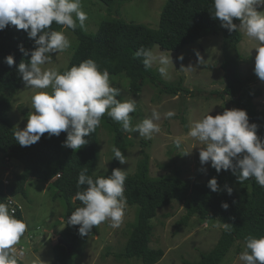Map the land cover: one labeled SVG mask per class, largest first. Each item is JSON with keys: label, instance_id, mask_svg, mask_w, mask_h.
<instances>
[{"label": "trees", "instance_id": "obj_1", "mask_svg": "<svg viewBox=\"0 0 264 264\" xmlns=\"http://www.w3.org/2000/svg\"><path fill=\"white\" fill-rule=\"evenodd\" d=\"M100 1L116 5L117 12L119 11L121 3H116L117 0ZM212 12L213 0H167L157 29L127 22L121 18L104 20L96 33L89 34L78 27L75 31L72 30L78 37V45L67 68L61 73L91 58L101 70L107 69L110 75L126 76L130 80L129 89L133 93L141 92L146 79L150 78L162 92L178 95L186 89L183 87V77L177 84H168L155 74L152 68L146 70L142 59L134 58V53L141 46L152 49L155 45H160L164 50L179 51L204 37L222 33L225 56L222 66L237 71L238 46L242 41V34L240 30L230 33L222 28L221 22L213 18ZM233 22L237 24L240 21L234 19ZM62 28L63 26L54 23L51 30L61 31ZM21 44L29 52L35 47L34 41L28 38L24 30H17L12 25L0 30V152L23 165L22 171L15 172L14 179L9 184L0 180V201L17 202L15 197L18 195L27 196V185L33 180L50 183V186L58 190L56 197L65 200L66 212L63 222H66L76 208L83 206L81 202L73 203L71 199L77 191L83 190V187H76L79 172L86 167L89 170L87 174L95 179L99 175L110 176L112 170L120 168L121 164L113 158L112 166L106 173L94 174L99 150L98 128L85 137L88 144L76 151L63 146L67 136L65 132L58 137H49L45 133L37 143L28 147H22L16 142L13 134L17 127L9 117L12 105L6 92L18 90L24 83L17 68L21 62L27 63L30 60V54L24 56L19 51L18 45ZM8 55H12L15 60L11 68L5 63V57ZM219 95L235 98L240 108L247 112L249 122L258 126L257 134L264 140V110L258 109L255 102V99L262 95V91L254 90L247 80L241 79L236 73L235 78L229 81ZM101 121L113 134L114 146L125 155L132 145L127 133L106 114ZM213 177L217 179L220 191L213 192L208 187V181ZM236 185H241L238 191ZM225 186L233 189L231 195L227 193ZM125 196L127 204H137L139 209L124 255L127 258H136L141 264H156L165 255L163 249L151 246L154 227L150 211L152 206L163 208L173 201L181 202L186 210L178 225H187L194 216L203 220H217L222 225H233L231 232L222 230L214 248L202 254L197 263L186 261L185 264H220L238 241L245 244V238L249 235L264 236V188H261L254 178L241 184L231 170H221L217 173L211 164L203 182L199 178L194 181L187 180L181 170L154 178L151 175L150 155L143 152L136 172L127 174ZM225 202L229 205L227 210L221 206ZM16 216L24 220L22 210L18 211ZM78 227L67 224L62 237L70 244L72 251L69 252L66 245L56 243L53 264L77 263L76 255L81 252L82 238ZM19 264L24 263L20 261Z\"/></svg>", "mask_w": 264, "mask_h": 264}, {"label": "clouds", "instance_id": "obj_2", "mask_svg": "<svg viewBox=\"0 0 264 264\" xmlns=\"http://www.w3.org/2000/svg\"><path fill=\"white\" fill-rule=\"evenodd\" d=\"M213 7V18L221 22L222 28L230 33L242 30L246 37L257 42L254 72L264 81V11H258L264 7V0H213ZM234 19L240 21L239 25ZM87 20L82 0H0V30L15 26L17 30H24L35 45L30 52L22 44L18 45L24 56L30 54V60L21 62L17 71L26 88L40 90L32 96L34 112L29 114L26 126L22 130L17 128L13 134L20 146L37 143L45 133L58 137L65 132L63 146L79 150L88 144L85 137L96 131L105 114L119 123L124 133H138L150 140L161 131L157 123L161 113L155 109L150 117L133 125L131 114L137 111L136 100L118 99L120 89L112 85L108 70H101L93 59L83 60L63 73L43 67L52 62V53H61L71 47L64 32L51 30L52 25L55 23L73 31L78 27L85 30ZM196 55L198 64H202L203 58L199 53ZM134 58L142 59L146 70L154 64L159 65L157 70L165 78L169 66H174L171 55H165L164 51L156 54L143 46L135 51ZM177 59L182 61L183 54ZM5 63L11 68L14 57L8 55ZM174 115L173 111H168L164 118ZM257 130L258 126L249 122L245 110L226 109L222 114L213 117L208 113L196 121L188 135L204 145L199 152L201 165L210 162L217 173L231 170L241 184L254 178L264 188V140ZM174 144L179 149L181 139L177 138ZM112 152L121 165L127 163L119 148L113 146ZM88 171L85 167L79 172L76 187H83V190L71 198L73 203L79 201L83 206L76 208L66 221L69 226H79L78 233L82 237L104 222L119 228L127 204L126 170L115 168L110 176L99 175L95 179L87 174ZM208 187L213 192L220 191L215 177L208 181ZM225 187L231 195L233 189ZM4 201H0V264H19L24 252L17 245L28 231V224L16 216L11 202ZM221 206L225 210L229 207L226 202ZM223 229L231 232L233 225L223 223ZM238 259L243 264H264V236H247L245 250Z\"/></svg>", "mask_w": 264, "mask_h": 264}, {"label": "rangeland", "instance_id": "obj_3", "mask_svg": "<svg viewBox=\"0 0 264 264\" xmlns=\"http://www.w3.org/2000/svg\"><path fill=\"white\" fill-rule=\"evenodd\" d=\"M166 1L117 0L116 3H121L117 12L114 4L108 5L100 0H82L83 10L88 14L85 31L89 34L96 33L104 20L115 18L157 29ZM258 11H264V7ZM61 31L70 40L71 47L61 53H52V62L43 66L60 73L67 68L78 45V37L71 29L63 27ZM240 32L242 41L238 46L237 71L222 66L225 59L222 33L204 37L179 51L164 50L160 45L151 49L156 54L164 51L165 55H171L174 66H169L167 78L159 74V65L154 64L152 69L168 84H177L183 77V87L186 89L178 95L162 92L150 78L146 79L141 92L133 93L129 89L130 80L126 76L110 75L112 85L121 91L118 99H135L137 102V111L131 114L133 125L150 117L153 109L161 113V120L157 121L161 131L154 134L152 139L140 137L138 133H127L132 145L125 153L127 163L120 165L127 174L136 172L143 152H147L150 155L152 177L158 178L181 170L183 177L189 181L197 178L205 181L210 162L205 165L200 163L199 152L204 145L188 133L191 126L208 113L214 117L226 109H241L235 98L219 95L229 81L235 78L236 73L241 79L247 80L254 90L262 91V95L255 102L258 109L264 110V81L254 72L257 55L255 48L258 44L246 37L242 30ZM196 53L203 58L202 64H198ZM181 54L184 56L182 61L177 59ZM37 91L40 90L26 88L23 83L18 90L6 92L12 105L9 117L21 130L26 126L29 114L34 112L32 96ZM168 111H173L175 115L165 119L164 113ZM177 138L182 141L179 149L174 144ZM98 144V158L93 170L95 175L106 173L113 161V134L103 121L98 127ZM185 152L188 153L184 154ZM7 167L12 170L13 179L15 172L23 169L22 163L11 157L7 160L0 152V176L7 177ZM45 184L43 181L33 180L27 185V196L15 197L17 203L23 206L24 220L28 224V231L17 245L24 252L21 260L24 264L54 262V246L58 241L50 238V235L63 223L60 218L65 216L66 203L63 198L56 197L58 190L54 186L46 187ZM235 188L238 191L241 185H236ZM138 209L137 204H126L124 221L119 228H112L110 222L93 227L91 233L80 240L81 252L76 255V264H141L136 258H127L124 255L133 224L137 221ZM185 214L184 205L178 201L163 208L152 206L150 219L154 229L151 246L165 252L156 264H185L186 261L197 263L202 254L210 252L219 241L223 230L219 221L203 220L194 216L187 225H178ZM244 250L245 244L238 241L220 264H243L238 257Z\"/></svg>", "mask_w": 264, "mask_h": 264}, {"label": "water", "instance_id": "obj_4", "mask_svg": "<svg viewBox=\"0 0 264 264\" xmlns=\"http://www.w3.org/2000/svg\"><path fill=\"white\" fill-rule=\"evenodd\" d=\"M66 227H67V223L63 222L60 226H58L56 229H54V231L50 235V238L57 239V241L60 244L66 245L69 249V252H71L72 247L62 237V232L65 230Z\"/></svg>", "mask_w": 264, "mask_h": 264}, {"label": "built area", "instance_id": "obj_5", "mask_svg": "<svg viewBox=\"0 0 264 264\" xmlns=\"http://www.w3.org/2000/svg\"><path fill=\"white\" fill-rule=\"evenodd\" d=\"M7 160H9V158H7ZM6 169H5L6 173L8 174L7 177L6 176H0V180L4 181L6 184H9L13 179V175H12V170L10 171V168L7 167ZM10 202L12 204V205H10V207L15 208L16 213L23 209V206L21 204L14 202V201H10Z\"/></svg>", "mask_w": 264, "mask_h": 264}, {"label": "crops", "instance_id": "obj_6", "mask_svg": "<svg viewBox=\"0 0 264 264\" xmlns=\"http://www.w3.org/2000/svg\"><path fill=\"white\" fill-rule=\"evenodd\" d=\"M45 186H46V187H49V186H50V183H46ZM60 221L63 222V221H64V218H60Z\"/></svg>", "mask_w": 264, "mask_h": 264}]
</instances>
